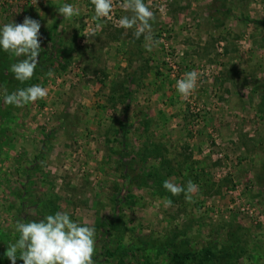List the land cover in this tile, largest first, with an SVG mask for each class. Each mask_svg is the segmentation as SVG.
<instances>
[{
	"label": "rangeland",
	"instance_id": "obj_1",
	"mask_svg": "<svg viewBox=\"0 0 264 264\" xmlns=\"http://www.w3.org/2000/svg\"><path fill=\"white\" fill-rule=\"evenodd\" d=\"M146 2L151 40L119 26L124 0L100 20L91 0H0V24L31 17L43 37L24 83L9 71L24 57L0 51V91L49 90L0 96V264L18 221L58 211L95 227V264H264V0ZM169 179L194 182L192 199Z\"/></svg>",
	"mask_w": 264,
	"mask_h": 264
},
{
	"label": "clouds",
	"instance_id": "obj_2",
	"mask_svg": "<svg viewBox=\"0 0 264 264\" xmlns=\"http://www.w3.org/2000/svg\"><path fill=\"white\" fill-rule=\"evenodd\" d=\"M94 5V20L110 18L113 11V0H91ZM123 8L132 13L123 15L118 24L124 29L135 28L134 35L142 34L146 40H151V29L154 12L146 0H124ZM63 19H71L80 15V9L72 3H63L57 8ZM101 25L97 24V28ZM41 23L31 17H25L22 23L14 21L0 24V51L15 57H24L10 65L9 71L14 78L24 83L29 81L38 67L42 51L40 32ZM152 45L148 48L151 50ZM49 70L47 76L53 77ZM202 73L191 70L184 73L176 81V89L183 98H188L198 87ZM48 88L41 84H33L15 91L8 92L6 88L0 91L3 102L15 107H23L34 103L48 95ZM163 187L172 195L184 193L186 200L192 199V193L197 191V185L189 180L186 185L165 180ZM165 207L172 205L171 199H164ZM18 238L5 248L4 256L17 264V259L23 264H95L96 229L89 223L74 220L66 211L47 214L43 219L28 222L18 221L15 225Z\"/></svg>",
	"mask_w": 264,
	"mask_h": 264
},
{
	"label": "trees",
	"instance_id": "obj_3",
	"mask_svg": "<svg viewBox=\"0 0 264 264\" xmlns=\"http://www.w3.org/2000/svg\"><path fill=\"white\" fill-rule=\"evenodd\" d=\"M171 260H173L174 264H185V261L188 259L184 255L174 254Z\"/></svg>",
	"mask_w": 264,
	"mask_h": 264
}]
</instances>
